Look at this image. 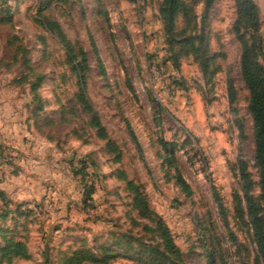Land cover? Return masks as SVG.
<instances>
[{
    "label": "rangeland",
    "instance_id": "rangeland-1",
    "mask_svg": "<svg viewBox=\"0 0 264 264\" xmlns=\"http://www.w3.org/2000/svg\"><path fill=\"white\" fill-rule=\"evenodd\" d=\"M162 2L0 0V246L28 252L4 264H255L235 0Z\"/></svg>",
    "mask_w": 264,
    "mask_h": 264
},
{
    "label": "trees",
    "instance_id": "trees-1",
    "mask_svg": "<svg viewBox=\"0 0 264 264\" xmlns=\"http://www.w3.org/2000/svg\"><path fill=\"white\" fill-rule=\"evenodd\" d=\"M60 1L68 2L71 0ZM235 6L234 30L241 46L240 72L249 92L248 109L253 120L254 158L259 170V186L264 200V39L260 35V21L256 3L253 0H235ZM177 10V0H163L161 11L170 20H172ZM240 25L248 28V31L242 30ZM130 184L132 183L130 182ZM244 198L249 216H252L254 232L257 236L258 255L254 261L255 264H258L262 260L264 264V213L259 214L260 210L256 209L251 197L245 195ZM139 200L140 202L143 201L142 198ZM236 211L239 217L243 216V209L240 204L236 205ZM160 228H163V225L160 224ZM165 233L166 228L164 229ZM166 242L170 249L177 250L170 237L167 238ZM27 255L25 244L19 241H10L0 246V264L9 263L14 258ZM99 261L100 257L95 251L90 248H81L66 257L62 264H82L83 262Z\"/></svg>",
    "mask_w": 264,
    "mask_h": 264
}]
</instances>
